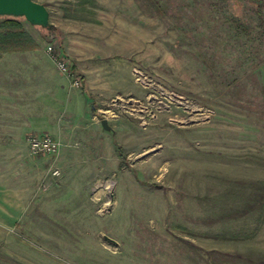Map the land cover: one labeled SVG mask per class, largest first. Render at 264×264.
<instances>
[{"label":"rangeland","instance_id":"1","mask_svg":"<svg viewBox=\"0 0 264 264\" xmlns=\"http://www.w3.org/2000/svg\"><path fill=\"white\" fill-rule=\"evenodd\" d=\"M35 1L86 103L0 151V264H264V0Z\"/></svg>","mask_w":264,"mask_h":264},{"label":"crops","instance_id":"2","mask_svg":"<svg viewBox=\"0 0 264 264\" xmlns=\"http://www.w3.org/2000/svg\"><path fill=\"white\" fill-rule=\"evenodd\" d=\"M84 92L68 85L44 49L1 53L0 151H16V141L27 134L53 131L66 103L74 117L85 106Z\"/></svg>","mask_w":264,"mask_h":264},{"label":"trees","instance_id":"3","mask_svg":"<svg viewBox=\"0 0 264 264\" xmlns=\"http://www.w3.org/2000/svg\"><path fill=\"white\" fill-rule=\"evenodd\" d=\"M80 5H85L86 0H79ZM63 16L65 18H72L80 20H86L85 16H76L73 13L71 6L64 7ZM76 11V9H74ZM79 12H85V9L81 8ZM21 20L26 21L21 17L0 16V53L3 52H23L26 50H32L36 48V43L33 38L24 29ZM27 22V21H26Z\"/></svg>","mask_w":264,"mask_h":264},{"label":"built area","instance_id":"4","mask_svg":"<svg viewBox=\"0 0 264 264\" xmlns=\"http://www.w3.org/2000/svg\"><path fill=\"white\" fill-rule=\"evenodd\" d=\"M47 53L60 73H64L67 78L72 77L69 78L70 85L79 87L81 78L73 77V69L69 59L64 57L60 52H54L51 45L47 47ZM27 142L28 150L33 155L54 154L60 147L59 140L48 133H30L27 135ZM53 172L57 173V170Z\"/></svg>","mask_w":264,"mask_h":264},{"label":"water","instance_id":"5","mask_svg":"<svg viewBox=\"0 0 264 264\" xmlns=\"http://www.w3.org/2000/svg\"><path fill=\"white\" fill-rule=\"evenodd\" d=\"M0 16L21 17L31 25L51 27L47 7L35 0H0ZM100 123L103 129H110L106 118H102Z\"/></svg>","mask_w":264,"mask_h":264}]
</instances>
